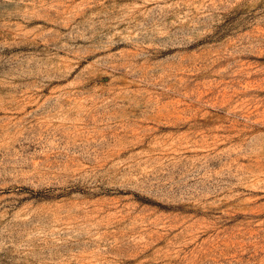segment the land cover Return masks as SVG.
<instances>
[{
	"label": "rangeland",
	"instance_id": "rangeland-1",
	"mask_svg": "<svg viewBox=\"0 0 264 264\" xmlns=\"http://www.w3.org/2000/svg\"><path fill=\"white\" fill-rule=\"evenodd\" d=\"M0 264H264V0H0Z\"/></svg>",
	"mask_w": 264,
	"mask_h": 264
}]
</instances>
